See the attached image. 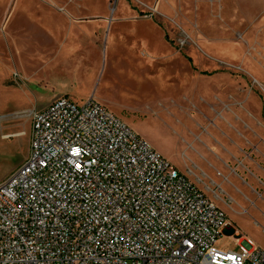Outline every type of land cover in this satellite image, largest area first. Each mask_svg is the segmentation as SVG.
I'll list each match as a JSON object with an SVG mask.
<instances>
[{"label":"built area","instance_id":"built-area-1","mask_svg":"<svg viewBox=\"0 0 264 264\" xmlns=\"http://www.w3.org/2000/svg\"><path fill=\"white\" fill-rule=\"evenodd\" d=\"M28 159L0 184V264H264L218 242L224 211L93 98L34 111Z\"/></svg>","mask_w":264,"mask_h":264},{"label":"rangeland","instance_id":"rangeland-1","mask_svg":"<svg viewBox=\"0 0 264 264\" xmlns=\"http://www.w3.org/2000/svg\"><path fill=\"white\" fill-rule=\"evenodd\" d=\"M45 2L70 6L74 20L97 23L89 41L58 50L53 66L68 65L72 75L94 78L88 85L94 100L224 207L230 225L223 228L218 248L238 252V241L260 240L251 216L196 165L203 164L204 144L213 145L206 135L211 124L202 116L225 115L228 104L212 107V101L217 97L228 103V94L238 88L200 77L223 73L243 81L239 88L254 91L257 114L264 118V0H0V17L5 6ZM80 42L99 48L95 70L88 69ZM45 84L40 88L48 90ZM86 91H72L70 98L85 97ZM34 111L33 101L0 99V184L29 157Z\"/></svg>","mask_w":264,"mask_h":264},{"label":"crops","instance_id":"crops-1","mask_svg":"<svg viewBox=\"0 0 264 264\" xmlns=\"http://www.w3.org/2000/svg\"><path fill=\"white\" fill-rule=\"evenodd\" d=\"M2 11L1 100L33 101L35 111H41L60 97L70 98L72 91L78 89H86L87 93L85 97L80 96L75 101L92 98L88 85L89 81L95 83L94 78L74 76L68 65L58 68L53 65L55 56L59 54L58 50L68 43L89 41L95 35L96 22L74 20L71 18L73 13L70 6L47 2L16 3L5 6ZM111 38L110 35L109 39ZM79 47L80 51L87 53L89 65L92 66V69H88L95 70V61L100 59L99 48L81 42ZM238 72L247 74L244 69H239ZM205 77L200 79L233 90L234 87L238 88L234 90V94H228V103L217 97L212 101V107L228 104L230 110L225 115L218 118L202 116L204 121L211 124L206 135L213 141V145L208 147L204 144L206 155L199 154L203 164L196 167L207 179L220 186L232 198L236 207L251 216L253 226L260 232L261 237L254 243L264 250V118L257 114L258 104L254 91L239 88L243 81H237L232 74L223 73ZM44 81L49 87L48 90L40 88ZM38 89L44 90L46 94L39 95ZM203 98L200 100H206ZM21 133L23 132L9 133L4 137ZM193 182L208 195L200 183ZM219 207L228 216L224 207ZM238 231L242 233V230Z\"/></svg>","mask_w":264,"mask_h":264},{"label":"trees","instance_id":"trees-1","mask_svg":"<svg viewBox=\"0 0 264 264\" xmlns=\"http://www.w3.org/2000/svg\"><path fill=\"white\" fill-rule=\"evenodd\" d=\"M206 74V73H205Z\"/></svg>","mask_w":264,"mask_h":264}]
</instances>
